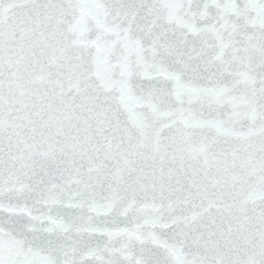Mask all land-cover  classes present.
Listing matches in <instances>:
<instances>
[{
  "label": "snow or ice",
  "instance_id": "snow-or-ice-1",
  "mask_svg": "<svg viewBox=\"0 0 264 264\" xmlns=\"http://www.w3.org/2000/svg\"><path fill=\"white\" fill-rule=\"evenodd\" d=\"M0 264H264V0H0Z\"/></svg>",
  "mask_w": 264,
  "mask_h": 264
}]
</instances>
